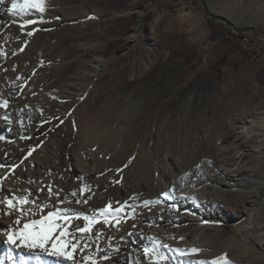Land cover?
Listing matches in <instances>:
<instances>
[{
  "label": "rangeland",
  "instance_id": "rangeland-1",
  "mask_svg": "<svg viewBox=\"0 0 264 264\" xmlns=\"http://www.w3.org/2000/svg\"><path fill=\"white\" fill-rule=\"evenodd\" d=\"M9 17L12 25L0 30V90L10 91L22 143L11 162L0 164L2 180L28 186L15 171L20 156H32L33 172L37 161L46 162L58 175L67 170L74 183L68 155L85 156L100 170L87 184L106 181L103 193L76 197L88 201L83 212L126 205L109 214L111 240L152 237L160 255L149 222L156 207L166 203L165 192L173 194L172 183L207 170L223 215L184 229L173 221L163 243L200 249L175 252L177 264L221 254L231 264H264V25L238 28L209 14L201 0H46L42 14ZM26 19L37 23L21 29ZM5 66H14L15 78ZM243 125L250 131L239 136ZM239 150L245 153L237 162ZM236 164L244 181H227L225 171ZM48 187L57 190L36 185ZM236 207L245 211L238 215ZM40 216L28 214L26 222ZM74 234L85 243L89 233ZM127 257L129 264L139 259Z\"/></svg>",
  "mask_w": 264,
  "mask_h": 264
},
{
  "label": "bare ground",
  "instance_id": "bare-ground-1",
  "mask_svg": "<svg viewBox=\"0 0 264 264\" xmlns=\"http://www.w3.org/2000/svg\"><path fill=\"white\" fill-rule=\"evenodd\" d=\"M7 5V0H4V3L0 4V30L12 25L9 17L10 13L7 11ZM21 42L20 46H18L23 48L25 42ZM8 63L10 64L9 61ZM13 67H3L4 72L8 74L7 76L12 77L15 75ZM4 84L5 83H3V85ZM9 93L10 91L8 92V89L3 88L0 90V100L8 102L7 107H0V117H8L7 120L0 118V136L4 137V139L0 140V164L11 162L18 152L17 147L20 145V143H22L20 135L16 132V121L14 120V115L17 111H14V106L11 107V103L13 102H11L12 99L9 96ZM249 131L250 130L245 125H243L240 127V130L236 132V134L243 136L247 135ZM13 146L15 148H13ZM239 151L240 153L236 157L237 162L244 157L245 153H243L241 150ZM53 154L56 157L59 156V152L56 150H53ZM68 156L69 167L71 168L72 173L75 174L74 176L76 178L74 183L68 182V176L72 174L68 173L67 170L62 171V173L60 172L61 175H58V169L53 170L52 166L46 162L37 161V170L33 172L32 168H30V165L33 163V158H31L32 156H29L26 159H20L21 156L19 159L17 158L20 162V168L19 170L15 171L17 176L21 178H27L31 185L28 183V186L24 185L23 187V185L19 182L13 183V178H10L8 181L2 180L0 175V201H3L6 198H18L17 193L24 191V194L31 198V201L35 202L33 204L22 206L24 211L27 213L26 215H21L20 212H15L12 215H9L7 206L0 204V264H16V261H18L21 255L29 257L33 256L34 254H39L42 259L47 262V264H70V262L57 260L55 257L48 256L39 249H35L30 252L27 249L17 248L14 246H12L13 260L8 261L6 258V253L8 252L10 246L5 243L7 238L3 235V233L9 229L22 228L23 224L27 221L26 216L31 213L46 215L49 210L55 211L56 209H68V214L84 211L87 208L86 204L75 203V200H77L76 197L79 194L75 197L71 195L72 192L78 193L81 187L87 186V190L85 192L90 191V194L91 192L100 194L101 192L103 193L104 182L106 181L105 178H103V180L96 179L97 181H95V183H93L91 186L87 184L93 180L94 177H97V174L100 173V170L97 168L98 166L96 167L90 164V161L88 160L89 158L87 159L85 156L78 157L71 154ZM24 161L27 162V165L23 167L22 163ZM224 174L227 181H244L245 170L236 164V166L226 170ZM250 181L252 185L261 183L260 181L254 180L252 178ZM179 182L181 183L179 186L181 187L183 185V189L181 190L180 187L177 186L178 184L175 182L172 183L171 188L173 194L169 196L170 198L166 200V203H161L162 206L156 207L159 210L158 216L150 218L149 221L150 225L154 228L153 237L158 240V247L161 249L160 255H156L157 249L153 247L154 240L148 239L141 234H136L131 238L125 237L121 240L112 241L111 238L115 235V232L109 226L110 224L104 225L101 221L100 223L95 224L93 231L87 235V240L85 243H87L88 246L84 248V251H76L75 259L80 261V264H85L82 259L84 256L91 258L88 261V264H92V261H95V264H129L127 255L131 253L139 257L135 264H177L174 256L175 252L171 251V248L169 247H163V245H165L163 242L167 241L168 235L170 234L168 226H171V224L174 223L173 221L177 220L175 223L178 224L179 228L184 229V227L189 223L201 220L208 216H211L210 220L215 221L219 216L223 215L224 210V207L218 204L212 198V194L214 191H216V188L214 183H212L213 176L209 171L197 170L195 173L193 172L185 175L183 179L179 180ZM37 184L43 186L54 184V186L57 185V190L55 192L52 190L53 195H49L46 190L47 188L41 190L36 188ZM63 185H66V189L59 188ZM30 193L31 195L29 196ZM107 196L110 197L112 201L115 199L114 195L112 194L107 193ZM44 204H47L48 207L41 211L37 205ZM29 208L32 209L31 212L27 211ZM235 209L238 215L245 211L244 209H238L237 207ZM16 219L21 221L20 224L15 223ZM71 224L72 226L69 227V232L75 236V227H79V222L73 218ZM181 231L183 230L181 229ZM95 232H100L101 235L97 238L95 236ZM155 246L157 247V245ZM145 248L149 249V253L147 255H145L144 252ZM161 256L167 257V259H159ZM104 257H108V259H104ZM32 264H35L34 260Z\"/></svg>",
  "mask_w": 264,
  "mask_h": 264
},
{
  "label": "snow or ice",
  "instance_id": "snow-or-ice-1",
  "mask_svg": "<svg viewBox=\"0 0 264 264\" xmlns=\"http://www.w3.org/2000/svg\"><path fill=\"white\" fill-rule=\"evenodd\" d=\"M4 0H0V4H3ZM46 9V0H11L10 7L7 11L13 16H27L31 13L42 14ZM37 21L34 19H26L20 25L21 29H24L27 25H34ZM33 34L32 31H28L27 35L31 36ZM2 54V53H0ZM7 101L0 100V107H7ZM2 119L7 120L8 117H0ZM4 139V137L0 136V140ZM29 155H31V150L29 151ZM3 167V165H0ZM87 190V186L81 187L79 192H72L71 195L73 197L79 195H83V193ZM31 193L29 194V196ZM49 195H53L52 189L49 187ZM165 198H170L168 193H164ZM15 201V202H14ZM63 202V201H62ZM87 200H84L83 203H87ZM159 201H148L145 200L143 204L145 206L153 203H158ZM35 203L31 201L28 196H21L19 198L13 199H4L0 201V204H4L7 206L9 215H12L15 212H20L21 215H26L27 213L24 211V205H29ZM75 203L80 204V200H75ZM19 206V207H18ZM126 205H122L119 208L111 209V205L105 206L93 212L91 216L85 214L83 211L75 212L72 214H68V209H56L55 211L49 210L46 215L40 216L39 219H32L29 222L23 224L22 228L17 229H9L3 233V235L7 238L5 243L8 244L9 250L6 253V258L8 261L13 260L12 256V246L17 248H24L29 250L30 252L39 249L41 252L47 254L48 256L55 257L57 260H63L70 262V264H80V261L75 259V253L77 250L83 252L84 248L88 245L87 243H82L81 240L76 239L72 233L69 232V227L72 226L71 222L73 218L76 220H83L84 224L82 227H75V231L79 233H91L93 231V227L95 224L100 223L102 218V222L104 225L109 224V214L114 212L116 215H119L122 209ZM41 211L47 208L48 205H37ZM31 212L32 209L29 208L27 210ZM20 220L16 219L15 223L20 224ZM101 235L100 232H95V236L98 238ZM72 236V239L69 237ZM149 239H152L151 237ZM183 239V237H181ZM158 243V242H156ZM82 245V246H81ZM163 247H168L167 245H163ZM171 251L178 253L181 256L196 254L200 251L195 247L187 250L183 249H171ZM145 255L149 253V249L145 248ZM85 264H88V261L91 259L88 256L82 257ZM104 259H108V257H104ZM159 259H167V257L161 256ZM47 264L45 260L39 254H34L33 256L25 257L21 255L16 261V264ZM92 264H95V261H92ZM193 264H231V261L227 259L226 254H221L219 257L211 260V261H195Z\"/></svg>",
  "mask_w": 264,
  "mask_h": 264
},
{
  "label": "crops",
  "instance_id": "crops-1",
  "mask_svg": "<svg viewBox=\"0 0 264 264\" xmlns=\"http://www.w3.org/2000/svg\"><path fill=\"white\" fill-rule=\"evenodd\" d=\"M205 10L234 26L258 28L264 25V0H201Z\"/></svg>",
  "mask_w": 264,
  "mask_h": 264
},
{
  "label": "water",
  "instance_id": "water-1",
  "mask_svg": "<svg viewBox=\"0 0 264 264\" xmlns=\"http://www.w3.org/2000/svg\"><path fill=\"white\" fill-rule=\"evenodd\" d=\"M217 18H220V17H217ZM220 19H222V18H220ZM234 27V26H233Z\"/></svg>",
  "mask_w": 264,
  "mask_h": 264
}]
</instances>
